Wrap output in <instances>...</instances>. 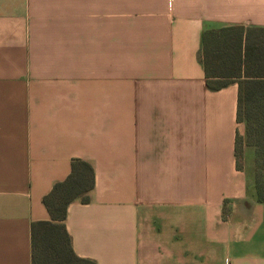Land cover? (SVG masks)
<instances>
[{
	"label": "crops",
	"instance_id": "1",
	"mask_svg": "<svg viewBox=\"0 0 264 264\" xmlns=\"http://www.w3.org/2000/svg\"><path fill=\"white\" fill-rule=\"evenodd\" d=\"M264 28V0H0V264L80 159L69 206L96 264H264V203L239 167V85L213 91L208 30Z\"/></svg>",
	"mask_w": 264,
	"mask_h": 264
},
{
	"label": "trees",
	"instance_id": "2",
	"mask_svg": "<svg viewBox=\"0 0 264 264\" xmlns=\"http://www.w3.org/2000/svg\"><path fill=\"white\" fill-rule=\"evenodd\" d=\"M201 60L209 89L218 91L234 83L239 85L237 119L246 124L248 143L255 148V189L258 202L264 203V28L206 31ZM239 150L238 136V162ZM95 184L94 167L86 161L73 160L68 178L57 183L43 199L51 220L32 225L33 264H96L75 253L65 224L69 206L78 200L89 203Z\"/></svg>",
	"mask_w": 264,
	"mask_h": 264
},
{
	"label": "rangeland",
	"instance_id": "3",
	"mask_svg": "<svg viewBox=\"0 0 264 264\" xmlns=\"http://www.w3.org/2000/svg\"><path fill=\"white\" fill-rule=\"evenodd\" d=\"M243 129L240 138L239 163L243 170L246 171L250 179L255 183V148L250 146L247 138L246 124L243 123Z\"/></svg>",
	"mask_w": 264,
	"mask_h": 264
}]
</instances>
